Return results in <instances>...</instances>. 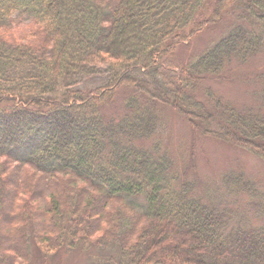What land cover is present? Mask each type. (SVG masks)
Returning a JSON list of instances; mask_svg holds the SVG:
<instances>
[{
	"label": "trees",
	"instance_id": "1",
	"mask_svg": "<svg viewBox=\"0 0 264 264\" xmlns=\"http://www.w3.org/2000/svg\"><path fill=\"white\" fill-rule=\"evenodd\" d=\"M226 11L239 14L234 29L171 72L175 46ZM263 51L264 0H0L2 264L28 258L30 236L42 254L64 236L70 246L110 240L108 205L119 202L127 224L117 264H264V191L244 173L211 185L189 162L178 166L155 105L264 161V68L256 107L238 108L212 87L208 100L198 96L204 79ZM100 74L94 91L77 86ZM119 88L132 90L124 114L107 117L101 107ZM244 193L260 222L230 204ZM126 196L144 197L145 211Z\"/></svg>",
	"mask_w": 264,
	"mask_h": 264
},
{
	"label": "rangeland",
	"instance_id": "2",
	"mask_svg": "<svg viewBox=\"0 0 264 264\" xmlns=\"http://www.w3.org/2000/svg\"><path fill=\"white\" fill-rule=\"evenodd\" d=\"M238 17L239 14L226 11L221 19L207 24L190 39L177 44L171 54L165 58L171 72L176 69L181 70L207 48L229 34L238 24ZM20 21H17L19 25L17 29L22 31L29 28L26 26L29 24L26 17ZM33 38L37 40L38 37ZM234 64L232 63L233 66L227 68L220 76L204 79L200 83L198 96L203 100H208L205 89L212 87L218 95L223 96L225 100L232 102L238 108L258 106L262 100L261 83L258 77L264 68V51L244 64ZM104 77L105 75L101 74L89 76L77 86L94 91L104 82ZM131 92L130 88L117 89L112 100L101 107L102 114L107 117H121L125 111L124 102ZM141 98L143 102H146V96H141ZM155 105L160 121L164 122L161 138L166 149L173 154L178 166H184L189 162L195 167L192 172L211 185L221 184L226 173H244L247 178L252 179L258 185L259 189L264 191V161L259 157L234 145L204 138L195 133L187 119L174 108L160 101ZM18 151L19 149L16 152L18 156L21 155L20 152H26V150ZM125 200L134 210L145 211L144 197L126 196ZM229 202L233 207L245 211L252 223L261 221V218L257 217V207L250 202L248 194L244 193L239 198L233 197ZM41 203L45 205L44 200H41ZM108 209H111L113 213L111 223L116 226V231L119 233L127 224L121 203L109 204ZM118 225L122 228L118 229ZM117 232H114L113 238L108 241L100 239L98 244H95L87 240H79L75 246L68 245L67 236H64L61 247L47 254H42L38 250L35 241L30 236L28 258L18 262L21 264H117L122 257ZM2 256L0 252V264H2Z\"/></svg>",
	"mask_w": 264,
	"mask_h": 264
}]
</instances>
